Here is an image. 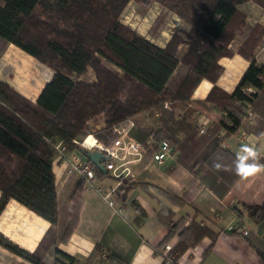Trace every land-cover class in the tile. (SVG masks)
<instances>
[{"label": "trees", "instance_id": "16d2710c", "mask_svg": "<svg viewBox=\"0 0 264 264\" xmlns=\"http://www.w3.org/2000/svg\"><path fill=\"white\" fill-rule=\"evenodd\" d=\"M129 1L143 9L153 2L161 6L150 27L153 35L164 25L168 12L185 26L176 28L158 46L121 21ZM246 1L264 10V0H0V57L12 43L52 69L35 100L0 79V213L14 198L49 221L32 251L2 233L0 245L34 264H48L44 260L47 250L76 226L84 185L81 176L70 170L57 189L52 169L54 142L61 139L73 152L80 146L73 140L89 133L110 143L112 127L126 118L134 120L130 133L138 141L152 136L146 155L153 156L160 141L168 142L177 152V165L189 174L188 183L223 197L240 178L233 171L239 163L237 152L223 142L239 128L255 135L264 129V65L256 59L264 24L247 23L238 7ZM237 35L241 40L233 47ZM234 53L249 64L228 92L216 84L223 71L218 60ZM89 73L93 78L84 77ZM202 78L212 85L203 99L191 104ZM36 92L37 88L33 96ZM164 101L169 102V109ZM144 112L153 125L141 124ZM196 112L213 115L205 130L191 121ZM99 119L103 123L91 130L88 122ZM215 157L233 170L212 171ZM259 159L264 163V157ZM91 166L97 178L109 175L92 162ZM134 184L130 176L122 177L114 198L123 203ZM179 200L198 211L191 191L185 190ZM131 204L142 217L139 204ZM245 206L254 222L264 220V203ZM234 211L242 214L238 208ZM187 218L170 220L156 245L160 251L176 237L167 251L174 262L208 236L206 255L217 235L206 223Z\"/></svg>", "mask_w": 264, "mask_h": 264}, {"label": "crops", "instance_id": "0c3cea01", "mask_svg": "<svg viewBox=\"0 0 264 264\" xmlns=\"http://www.w3.org/2000/svg\"><path fill=\"white\" fill-rule=\"evenodd\" d=\"M238 7L246 14L248 24H264V10L254 2L246 1ZM158 8L161 10V6ZM169 14L172 15V20L165 22V28L160 27V33L152 38L145 36L131 23L129 25L156 45L163 46L181 22L176 14L168 12L167 16ZM240 40L237 35L232 41V46L235 47ZM29 56L9 43L0 57V67L7 61H14L17 74L30 82V91L20 92L35 100L44 83L41 85L35 82L32 76V56ZM256 59L264 65V37L256 50ZM218 62L223 66V71L216 84L231 92L249 61L234 53L230 57H220ZM20 71L27 72L28 76H24ZM0 79L7 81L2 75ZM211 85L210 80L202 78L191 95V104L196 99H203ZM35 88L37 92L33 96ZM211 116L209 113L196 112L191 121L195 122L200 117L210 124ZM149 117L148 114L141 117V124L153 125ZM231 135L227 137L229 143L226 146L230 150L238 153L241 145L254 143L259 157H264V138H258L259 135L253 133H246L243 139H236ZM94 141L92 134L84 139L86 145H93ZM73 153L69 150L68 156L71 157ZM176 154L177 152L172 150V154L165 159V164L159 165L154 162L152 156L145 153L146 156L132 166L130 177L136 184L128 190L123 203L116 200L119 207L117 211H113L98 193L82 190V206L75 228L67 238L47 250L44 260L48 264H161L162 258L156 250V245L164 237L167 223L187 215V219L194 217L206 223L217 231V235L206 255H203V252L211 241L208 236L203 237L195 246L187 248L178 258V264H264V220L254 222L246 214L245 206L247 203H264V171L249 177H240L223 197H218L206 189H197L198 186L188 183L189 174L177 165ZM52 169L55 185L59 189L70 172L69 160L54 159ZM110 178L112 177L108 175L98 179L104 187H110L114 185L109 182ZM185 190L193 193L199 206L198 211L188 202L179 200V195ZM132 202L138 203L142 208V217ZM234 208H238L242 214L237 216ZM137 217H140L139 222H136ZM48 225V220L14 198L7 201L0 213V233L28 251L35 248ZM242 229H245L246 233H242ZM175 239L176 237H173L168 242L172 243ZM0 264L34 263L0 245Z\"/></svg>", "mask_w": 264, "mask_h": 264}, {"label": "built area", "instance_id": "2783aa9c", "mask_svg": "<svg viewBox=\"0 0 264 264\" xmlns=\"http://www.w3.org/2000/svg\"><path fill=\"white\" fill-rule=\"evenodd\" d=\"M163 106L165 108H170L169 102L164 101ZM102 120H90L88 122V127L93 124L95 127H98L99 124H102ZM195 124L201 130H205V128L209 125L204 118L198 117L195 121ZM135 126L134 120L132 118H126L118 122L112 127V134L114 135V139L110 143H105L103 141H99L94 137L93 145H86L84 143L83 138H77L73 141L79 145H85L94 149H98L103 151L106 155L109 156L107 160L104 161V167L106 172L115 179V183L113 186L104 187L101 181L97 178L95 171L91 166V162L88 160L82 159L75 152L69 157V150L66 146V143L61 139H58L54 142V159H62L69 160V171L74 170L81 178L84 180L83 190L89 191L92 190L98 193L113 209V211H117L119 207L117 206V201L114 198V191L121 183V178L125 176H130L132 174V166L138 163L145 153L148 150L147 145H151L153 143L152 136L149 135L145 142H140L136 138H134L130 129ZM91 129V128H90ZM222 130L219 131V134H222ZM245 132L239 128L236 129L231 137L233 138H245ZM229 138H227L223 145L227 146L229 143ZM172 154V147L166 141H160L156 151L153 153V160L155 163L159 165H164L165 159ZM242 233H246L245 229L241 230ZM171 243L167 242L161 248L160 255L163 261V264H178V262H174L170 256L167 255V251L170 248Z\"/></svg>", "mask_w": 264, "mask_h": 264}, {"label": "rangeland", "instance_id": "374dc122", "mask_svg": "<svg viewBox=\"0 0 264 264\" xmlns=\"http://www.w3.org/2000/svg\"><path fill=\"white\" fill-rule=\"evenodd\" d=\"M159 6L158 4H155L153 2L148 9H143L138 3H136L135 1H131L123 9L120 19L125 24L131 23L133 27L141 31L143 34H145V36L152 38L154 36H157V34L153 35L151 33L150 27L153 22L152 19L156 17L160 12L158 8ZM171 16L172 15L170 14L168 16L166 15L165 22H169L170 20H172ZM165 26H166V23H164V25L162 26V29L165 28ZM184 26L185 25L182 22H180L179 25L176 26V28H180V27L182 28ZM30 58L32 59V62H33L32 76L35 79L36 83H39L42 85L43 83L46 82L48 78H50L52 74V69L38 62L33 57H30ZM1 61L3 62L4 60H1ZM13 62L12 61H7L6 63L4 62L5 64L3 65V67H0V75L5 77L12 86H14L16 89H18L22 93H28V91H30V82L27 81L25 78L20 77L17 74ZM91 76H92V73H89L88 75L84 77L90 78ZM145 115H147V112H144L141 117H145ZM90 128L91 130L92 129L94 130L95 126L92 124ZM109 182L113 185L115 183V180L110 178Z\"/></svg>", "mask_w": 264, "mask_h": 264}, {"label": "clouds", "instance_id": "9594fccd", "mask_svg": "<svg viewBox=\"0 0 264 264\" xmlns=\"http://www.w3.org/2000/svg\"><path fill=\"white\" fill-rule=\"evenodd\" d=\"M258 138H264V132L259 133ZM220 158H213L210 165L212 171H230V166L219 162ZM236 160L239 161L234 167V173L240 177H249L261 171H264V163L260 162L258 152L254 143H245L241 145L240 151L236 154Z\"/></svg>", "mask_w": 264, "mask_h": 264}, {"label": "water", "instance_id": "95a60500", "mask_svg": "<svg viewBox=\"0 0 264 264\" xmlns=\"http://www.w3.org/2000/svg\"><path fill=\"white\" fill-rule=\"evenodd\" d=\"M75 153L80 156L84 160H88L95 164L98 168H100L104 173H106V169L104 167V161L109 158L103 151L94 149L85 145H80Z\"/></svg>", "mask_w": 264, "mask_h": 264}]
</instances>
